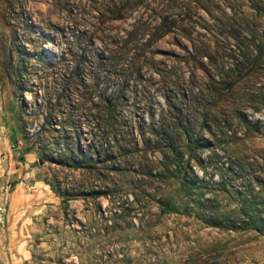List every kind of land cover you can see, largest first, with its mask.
I'll list each match as a JSON object with an SVG mask.
<instances>
[{
	"label": "rangeland",
	"instance_id": "obj_1",
	"mask_svg": "<svg viewBox=\"0 0 264 264\" xmlns=\"http://www.w3.org/2000/svg\"><path fill=\"white\" fill-rule=\"evenodd\" d=\"M0 206V264H264V0H0Z\"/></svg>",
	"mask_w": 264,
	"mask_h": 264
},
{
	"label": "trees",
	"instance_id": "obj_2",
	"mask_svg": "<svg viewBox=\"0 0 264 264\" xmlns=\"http://www.w3.org/2000/svg\"><path fill=\"white\" fill-rule=\"evenodd\" d=\"M116 120H117L116 115L113 114L112 116H110L109 113H108V116L100 117V121L99 122H100V124H103V123L106 124V127H108V128L114 129V127L117 125ZM159 131H161L162 134H164L165 136H167L168 139H170V136H169L171 134L170 133L171 132L170 129L166 130L163 127H161V128H159ZM53 190H54V193H56L57 195H59V196L62 195L61 194L62 192L60 191V189L53 187Z\"/></svg>",
	"mask_w": 264,
	"mask_h": 264
},
{
	"label": "built area",
	"instance_id": "obj_3",
	"mask_svg": "<svg viewBox=\"0 0 264 264\" xmlns=\"http://www.w3.org/2000/svg\"><path fill=\"white\" fill-rule=\"evenodd\" d=\"M8 189H9V186L5 191H7ZM4 214H5V208L3 206H0V227L4 225V221H5Z\"/></svg>",
	"mask_w": 264,
	"mask_h": 264
}]
</instances>
